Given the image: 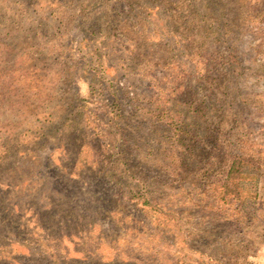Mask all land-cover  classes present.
Masks as SVG:
<instances>
[{
	"label": "rangeland",
	"instance_id": "374dc122",
	"mask_svg": "<svg viewBox=\"0 0 264 264\" xmlns=\"http://www.w3.org/2000/svg\"><path fill=\"white\" fill-rule=\"evenodd\" d=\"M0 40L50 88H1L40 108L0 132V264H264V0H0Z\"/></svg>",
	"mask_w": 264,
	"mask_h": 264
},
{
	"label": "trees",
	"instance_id": "16d2710c",
	"mask_svg": "<svg viewBox=\"0 0 264 264\" xmlns=\"http://www.w3.org/2000/svg\"><path fill=\"white\" fill-rule=\"evenodd\" d=\"M16 49L14 47H12L11 45L3 42L0 40V56L4 53H15ZM31 61H33L34 56H30ZM22 66H18V68H6L4 66H2L0 64V96H3V91L1 88H3V90H10V91H16V92H20L21 89L19 90V88L16 86V83L18 81H20L22 78H30V82L26 84L25 87V92L27 91L28 93L32 92L33 89L36 87L39 90V95L42 91V88H46V89H50L48 88V85L45 84L44 81H41L44 78H47L49 76V69L46 67H41V66H36V64L30 65L25 69H21ZM57 80V81H56ZM56 83L59 82V78H56ZM39 83H41V85L45 84V86H39ZM53 89L52 91L55 89V85L52 84ZM23 91V90H22ZM49 91V90H48ZM46 93V99L43 100V102L47 101V99H51V96L53 94H51V92ZM51 91V90H50ZM27 93V94H28ZM40 104L38 105H34L33 102L28 99L27 103L25 105V109H26V118H24L25 122L26 120H28L29 117L31 116H35L38 114V111L40 106ZM23 121V123H24ZM23 123L21 122H6V123H2L0 122V132L6 133L7 135L10 136H15L22 128ZM4 154H8L10 153V149L11 147H4ZM4 154L0 155V158L4 157ZM244 172H243V168H242V161L241 160H235L233 162V165L229 171V174L227 176V183H233L235 182L236 184H234L232 187H234L233 193L239 195V193L236 190V188H240V184L239 182H236V180H240L243 177Z\"/></svg>",
	"mask_w": 264,
	"mask_h": 264
}]
</instances>
